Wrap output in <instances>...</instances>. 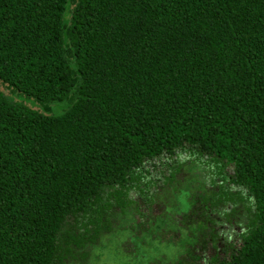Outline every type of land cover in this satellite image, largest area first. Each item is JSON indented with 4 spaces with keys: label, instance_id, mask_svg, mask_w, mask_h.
<instances>
[{
    "label": "trees",
    "instance_id": "1",
    "mask_svg": "<svg viewBox=\"0 0 264 264\" xmlns=\"http://www.w3.org/2000/svg\"><path fill=\"white\" fill-rule=\"evenodd\" d=\"M0 79L34 100L0 89V264L148 235L169 205L147 162L180 152L216 170L203 190L165 176L189 201L161 227L184 250L166 264H264V0H0Z\"/></svg>",
    "mask_w": 264,
    "mask_h": 264
},
{
    "label": "rangeland",
    "instance_id": "2",
    "mask_svg": "<svg viewBox=\"0 0 264 264\" xmlns=\"http://www.w3.org/2000/svg\"><path fill=\"white\" fill-rule=\"evenodd\" d=\"M0 89L14 100L18 98V100H23L25 102L29 101L31 104L34 103V100H29L30 98H27L24 94L18 93L16 94L17 97L14 96L12 94V89L1 79ZM196 160L197 159H195L191 153L180 152L175 159L163 157L161 160L153 161L152 163L147 162V167L150 172V174L147 175L153 180L149 185V187H151L150 190L152 192L159 190V194L163 197L162 200L165 199V203L169 205L166 207L167 214L159 216L154 225L151 226L148 235L142 234L143 231L139 230L137 234L141 233V235L131 236L134 234V231L128 227V229L119 230L115 234L104 236L100 245L96 248L90 264H153L156 261H161L166 264L176 260L178 256L183 253V248L161 237L162 233L165 231L171 232L174 226L173 221L176 219L175 217H179L178 212L180 210H186L189 201L188 198L180 193H178L177 198L172 197L170 200L167 199V191L166 187H164L165 176L174 171L175 165H180L181 173L186 174L188 178H193L191 180L196 184L195 189L203 190V188H206L204 181H206L208 185H211L212 176H215L214 171L216 169L212 165L203 162L193 165V162ZM132 195L138 198L139 202H142L138 191H133ZM164 195H166V198ZM162 206V201L157 199L156 202L151 205L149 211L154 214H161ZM145 212L148 213V210H145ZM231 214V224L227 223V227L222 233V236H230L231 239H237L239 238L238 232L241 229L244 217L242 212ZM131 222L135 224L136 220L129 218L126 225ZM161 227L165 228L164 232H161ZM136 237L139 239H136Z\"/></svg>",
    "mask_w": 264,
    "mask_h": 264
}]
</instances>
